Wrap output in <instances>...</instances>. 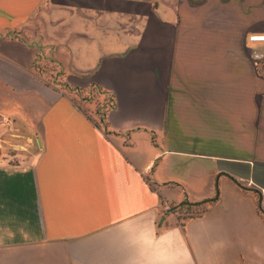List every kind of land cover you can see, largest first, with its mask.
Segmentation results:
<instances>
[{"label": "crops", "instance_id": "1", "mask_svg": "<svg viewBox=\"0 0 264 264\" xmlns=\"http://www.w3.org/2000/svg\"><path fill=\"white\" fill-rule=\"evenodd\" d=\"M257 4L0 0V264H264Z\"/></svg>", "mask_w": 264, "mask_h": 264}, {"label": "rangeland", "instance_id": "2", "mask_svg": "<svg viewBox=\"0 0 264 264\" xmlns=\"http://www.w3.org/2000/svg\"><path fill=\"white\" fill-rule=\"evenodd\" d=\"M258 1V0H257ZM197 6V5H196ZM242 14V13H241ZM243 16L241 17V22H243ZM255 25L251 28L250 33L264 31V6L256 5L255 10ZM229 27L223 28L225 42L224 49L234 47L235 44L226 41V35L229 31ZM240 29H244L240 27ZM229 36V35H227ZM242 47V43H241ZM45 71L47 72V81L49 86L60 89L64 94H67L73 98L77 106L85 112L90 118L95 120L97 126L102 128L104 131H108L107 124L104 121L107 111L111 107L112 103L110 101L111 95L108 92L103 91L99 87L86 88H75L70 86L67 80L63 77L61 68L59 64L49 63ZM256 73H257V89H256V99L257 109L260 112V120L257 123V132H264V59L256 62ZM264 135V134H263ZM262 142L264 139H260ZM260 156H258V161L264 164V150L260 151ZM228 176V175H227ZM233 177V176H232ZM258 180L264 184V166L258 172ZM175 209L180 212V217H186L189 215H196L201 212V210L194 206L181 205L175 206Z\"/></svg>", "mask_w": 264, "mask_h": 264}, {"label": "built area", "instance_id": "3", "mask_svg": "<svg viewBox=\"0 0 264 264\" xmlns=\"http://www.w3.org/2000/svg\"><path fill=\"white\" fill-rule=\"evenodd\" d=\"M260 38H264V31L250 34L246 43L255 62H259L264 59V40Z\"/></svg>", "mask_w": 264, "mask_h": 264}, {"label": "water", "instance_id": "4", "mask_svg": "<svg viewBox=\"0 0 264 264\" xmlns=\"http://www.w3.org/2000/svg\"><path fill=\"white\" fill-rule=\"evenodd\" d=\"M232 180H234L239 186H241L242 188H247V189H251L254 190L255 192H257L260 196V200L262 201L263 198V194L260 190H258L257 188L254 187H249V186H244L243 184H241L239 181H237L234 177L228 175ZM215 198H210V199H206L203 200L202 202H190V201H184V204H190V205H200L202 203L208 202V201H213Z\"/></svg>", "mask_w": 264, "mask_h": 264}, {"label": "snow or ice", "instance_id": "5", "mask_svg": "<svg viewBox=\"0 0 264 264\" xmlns=\"http://www.w3.org/2000/svg\"><path fill=\"white\" fill-rule=\"evenodd\" d=\"M260 39L264 40V38H260Z\"/></svg>", "mask_w": 264, "mask_h": 264}, {"label": "trees", "instance_id": "6", "mask_svg": "<svg viewBox=\"0 0 264 264\" xmlns=\"http://www.w3.org/2000/svg\"><path fill=\"white\" fill-rule=\"evenodd\" d=\"M152 185V184H151Z\"/></svg>", "mask_w": 264, "mask_h": 264}]
</instances>
